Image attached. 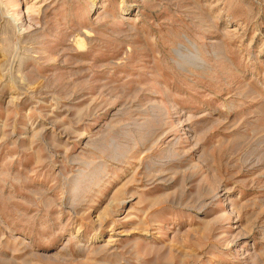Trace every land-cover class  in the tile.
<instances>
[{
  "label": "rangeland",
  "instance_id": "rangeland-1",
  "mask_svg": "<svg viewBox=\"0 0 264 264\" xmlns=\"http://www.w3.org/2000/svg\"><path fill=\"white\" fill-rule=\"evenodd\" d=\"M0 264H264V0H0Z\"/></svg>",
  "mask_w": 264,
  "mask_h": 264
}]
</instances>
